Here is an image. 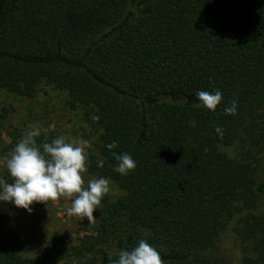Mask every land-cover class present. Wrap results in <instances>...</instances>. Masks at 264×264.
I'll list each match as a JSON object with an SVG mask.
<instances>
[{"label":"trees","instance_id":"1","mask_svg":"<svg viewBox=\"0 0 264 264\" xmlns=\"http://www.w3.org/2000/svg\"><path fill=\"white\" fill-rule=\"evenodd\" d=\"M41 82L91 116L89 170L123 194L103 198L93 232L83 218L77 244L55 232L37 257L17 252L0 202V264H113L141 239L164 264H264V0H0V90L31 98ZM215 90L212 111L196 93ZM113 152L135 170L116 172ZM232 222L251 250L237 262L217 252Z\"/></svg>","mask_w":264,"mask_h":264},{"label":"clouds","instance_id":"2","mask_svg":"<svg viewBox=\"0 0 264 264\" xmlns=\"http://www.w3.org/2000/svg\"><path fill=\"white\" fill-rule=\"evenodd\" d=\"M201 105L215 111L223 99L222 92L199 91L196 93ZM231 106L224 108L225 115H235L237 101L233 99ZM99 119V117H95ZM55 129V124L44 127L41 122L30 123L15 147L3 158L11 182L0 174V202L10 203L17 209H24L31 214L34 203L47 204L61 197L69 198L71 206L66 209L69 216L86 218L89 223L97 218L96 211L103 198L111 191V181L103 176L93 177L85 183L84 174L88 169V140L69 139L65 135H57L50 141L38 143V138ZM222 135L223 129L215 128ZM111 151L117 148L116 142L106 145ZM117 161L115 171L122 176L135 170L137 163L128 153H112ZM105 161L97 160V167H103ZM113 264H164L160 252L147 240L141 239L131 250H120Z\"/></svg>","mask_w":264,"mask_h":264},{"label":"rangeland","instance_id":"3","mask_svg":"<svg viewBox=\"0 0 264 264\" xmlns=\"http://www.w3.org/2000/svg\"><path fill=\"white\" fill-rule=\"evenodd\" d=\"M41 122L44 127L55 124V129L40 138L43 142L50 141L57 135H65L69 139L83 138L90 142L89 160L97 153L99 130L94 125L90 115L80 107L70 106V98L67 91L59 89L52 84L41 82L37 86L33 97L10 93L0 90V172L6 171L3 166V158L15 147L21 139L30 123ZM13 136L17 142L12 143ZM260 155V153H259ZM89 165V162H88ZM262 168L263 165H260ZM97 177L90 172L89 167L84 174L87 180ZM123 194V191L111 181V191L105 197L108 201L115 200ZM259 204L264 208V195ZM12 205V204H10ZM13 209L6 211V224L14 232L19 234V248L17 252L22 257H37L39 245L41 248L48 246L47 239L55 232L66 233L69 244H77L79 238L86 232L83 225V217L69 216L66 209L71 206L69 198L61 197L57 201H48L47 204L34 203L31 207L32 213L24 209ZM99 208L93 215L97 219L87 224V232H93L97 223ZM233 222L228 225L222 233L217 252L223 257L237 262L246 253H251L250 246L244 242L233 229ZM44 239V242H43ZM88 256H69L55 261L53 264H88Z\"/></svg>","mask_w":264,"mask_h":264}]
</instances>
